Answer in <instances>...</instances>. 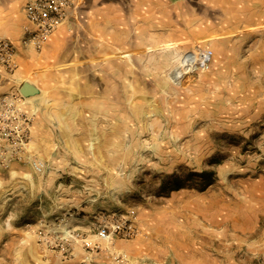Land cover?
<instances>
[{
    "label": "rangeland",
    "instance_id": "rangeland-1",
    "mask_svg": "<svg viewBox=\"0 0 264 264\" xmlns=\"http://www.w3.org/2000/svg\"><path fill=\"white\" fill-rule=\"evenodd\" d=\"M182 35L128 89L86 56L66 95L0 92L38 121L44 163L0 155V264L15 262L14 222L21 264L67 263L77 245L101 264L103 239L92 251L61 236L113 212L136 224L120 237L129 264H264V0H183Z\"/></svg>",
    "mask_w": 264,
    "mask_h": 264
},
{
    "label": "crops",
    "instance_id": "crops-1",
    "mask_svg": "<svg viewBox=\"0 0 264 264\" xmlns=\"http://www.w3.org/2000/svg\"><path fill=\"white\" fill-rule=\"evenodd\" d=\"M29 1L0 0V40L8 39L17 47V68L14 72L5 73L0 67V92L11 91L16 94V88L20 89L25 82H30L38 86L46 85L47 95H66L61 93L65 91L62 86L79 83L81 74L78 69L82 62L85 63L83 59L86 56L92 62L88 66L94 70V74L97 73L99 82L104 64L109 68V83L124 84L128 89L133 83L143 81L139 75L135 77L134 72L149 70V51H166V45L181 43L183 36V0H82L43 47L36 49L22 43L25 32L33 28L26 15ZM101 93L99 87L91 95ZM72 94L77 95L76 92ZM129 94L126 92V95ZM38 103L39 100L33 102L31 108H38ZM26 107L32 110L30 106ZM38 126V121L33 120L31 151L34 141H38ZM70 221L93 241H100L88 218L74 217ZM7 224L5 231L11 229L19 233L18 236L8 233L7 237V233H4L3 241L6 243V239H9V242L17 244L10 252L14 264H21L26 255L20 248V232L24 227L15 222ZM120 239L123 238L115 239L113 244L108 243L109 246L105 240H101L103 245L100 244L106 247L101 252H94L95 260L98 262L101 259V264H115L112 255L122 250ZM29 242L32 243V240ZM49 254L54 258L53 253ZM91 254L77 245L71 259L63 264H90Z\"/></svg>",
    "mask_w": 264,
    "mask_h": 264
},
{
    "label": "built area",
    "instance_id": "built-area-1",
    "mask_svg": "<svg viewBox=\"0 0 264 264\" xmlns=\"http://www.w3.org/2000/svg\"><path fill=\"white\" fill-rule=\"evenodd\" d=\"M82 0H30L26 5V15L33 28L26 31L22 39L24 46L41 49L56 29L70 16ZM17 47L8 39L0 40V66L12 73L17 68ZM33 118L21 108L18 98L4 96L0 98V155L6 161L21 162L33 159L30 154L32 142ZM39 169L43 161L33 159ZM92 227L100 239L113 244L119 237L130 238L136 234V224L132 215L121 213L95 214ZM68 234L61 236L66 243L81 241L93 250H99L97 241L85 237V233L76 232L68 227ZM45 237L43 236L42 239ZM45 241L48 238L44 239ZM54 241V240H52ZM115 264H129L119 252L113 255Z\"/></svg>",
    "mask_w": 264,
    "mask_h": 264
},
{
    "label": "water",
    "instance_id": "water-1",
    "mask_svg": "<svg viewBox=\"0 0 264 264\" xmlns=\"http://www.w3.org/2000/svg\"><path fill=\"white\" fill-rule=\"evenodd\" d=\"M37 91L38 89L34 85H32L30 82H25L21 88V92L25 96L33 95L37 93Z\"/></svg>",
    "mask_w": 264,
    "mask_h": 264
},
{
    "label": "bare ground",
    "instance_id": "bare-ground-1",
    "mask_svg": "<svg viewBox=\"0 0 264 264\" xmlns=\"http://www.w3.org/2000/svg\"><path fill=\"white\" fill-rule=\"evenodd\" d=\"M66 232H68V230Z\"/></svg>",
    "mask_w": 264,
    "mask_h": 264
}]
</instances>
